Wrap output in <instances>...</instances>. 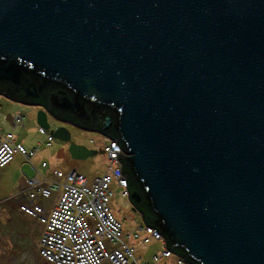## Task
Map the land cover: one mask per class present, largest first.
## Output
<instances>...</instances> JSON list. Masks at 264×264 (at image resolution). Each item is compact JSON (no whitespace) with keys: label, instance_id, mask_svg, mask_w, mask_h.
Returning <instances> with one entry per match:
<instances>
[{"label":"water","instance_id":"obj_1","mask_svg":"<svg viewBox=\"0 0 264 264\" xmlns=\"http://www.w3.org/2000/svg\"><path fill=\"white\" fill-rule=\"evenodd\" d=\"M5 84L54 90L37 125L73 160L93 152L47 114L113 129L169 250L264 264V0H0Z\"/></svg>","mask_w":264,"mask_h":264},{"label":"built area","instance_id":"obj_2","mask_svg":"<svg viewBox=\"0 0 264 264\" xmlns=\"http://www.w3.org/2000/svg\"><path fill=\"white\" fill-rule=\"evenodd\" d=\"M20 122L19 119L16 121ZM46 147L53 138L42 128ZM106 160V169L101 176L87 179L84 175L59 171L46 184L27 179L17 211L32 218L40 226L38 255L46 264H185V260L169 250L163 236L155 228L142 225L130 234H125L121 221L111 209L114 186L119 194L128 198L125 177L119 168L117 155L124 153L114 139H106L101 147ZM35 154L13 141L12 135L0 138V169L8 166L16 155L28 160ZM45 167V163L42 164ZM57 197L46 210L39 202ZM127 240L140 244L161 242L164 248L149 262L142 263L135 256V249Z\"/></svg>","mask_w":264,"mask_h":264},{"label":"rangeland","instance_id":"obj_3","mask_svg":"<svg viewBox=\"0 0 264 264\" xmlns=\"http://www.w3.org/2000/svg\"><path fill=\"white\" fill-rule=\"evenodd\" d=\"M59 127H64L68 131L72 144L87 148L93 155L86 160H73L68 152L69 144L53 139L51 148L44 147L45 158L50 155L53 157L52 161L46 159L48 166L58 167L63 173L73 171L82 174L88 180L104 174L106 160L101 152L104 138L99 133L80 130L68 124ZM62 154L64 158L61 157ZM30 171L34 173L31 168ZM118 193L114 197L115 207L119 209L118 220L125 223L128 228L141 223L140 214L133 209L127 199L119 198ZM13 210L6 202L0 203V264H46L37 251L39 234L35 232L34 225V222L36 224L37 222L32 218L20 216L21 214L18 215ZM127 243L135 248V256L141 258L142 263L148 262L163 247L160 242L138 245L135 241L127 240Z\"/></svg>","mask_w":264,"mask_h":264},{"label":"crops","instance_id":"obj_4","mask_svg":"<svg viewBox=\"0 0 264 264\" xmlns=\"http://www.w3.org/2000/svg\"><path fill=\"white\" fill-rule=\"evenodd\" d=\"M41 111H42V106L26 105L8 99L4 95H0V138L2 139L7 135H12L14 143L22 145L27 150L35 151L34 156L28 160L24 159L19 155H16L14 160L8 166H6L3 169H0V203L6 202V204H9L14 209L13 211L16 212V214L18 215H20V213L17 211V206L15 201L22 199V195L26 189L25 182L27 179H33L40 184L42 183L46 184L47 182H50L53 179L54 171L62 172L59 170L58 167L48 166L47 164L46 159L51 160L53 159V157H51L50 155L48 158H45V153H44V147L46 146L45 137L40 135L39 133L40 127L37 125V115ZM17 119L20 120L19 123L16 122ZM47 122L50 126V130H53L61 125H64L58 123L52 116H50V114H47ZM105 140L106 138H104L102 145H104ZM52 146L53 145L51 143V146L49 148H51ZM61 157L64 158L63 154L61 155ZM43 163H45L46 165L45 167L42 166ZM30 168L34 171V173H31ZM113 190H114V194L112 196L110 205L113 213L115 214L117 219H119V216H117V212L119 209H117L114 204V197L118 193V190L115 186ZM118 196L119 198L128 200V198L122 197L119 193ZM56 199L57 197L55 196L48 200H40L39 203L46 210H49L56 202ZM121 223L125 234H130L135 230L139 229L143 225L142 219H141V223L139 224L136 223L131 228H128L125 225V223H123L122 221ZM34 225L36 227L35 232L39 234L40 226H38L35 222ZM135 242L138 245H142L140 244L139 241H135ZM161 244L163 246V243ZM163 248L164 246L162 247V249ZM161 251H159L158 253H160ZM168 263L172 264L173 259H170Z\"/></svg>","mask_w":264,"mask_h":264},{"label":"trees","instance_id":"obj_5","mask_svg":"<svg viewBox=\"0 0 264 264\" xmlns=\"http://www.w3.org/2000/svg\"><path fill=\"white\" fill-rule=\"evenodd\" d=\"M9 85L5 84V85H0V94L4 95L6 98L11 99L13 101L19 102V103H23L26 105H35V106H42V107H46L49 108L48 106V98L50 96L51 93L54 92V90L48 88L46 91L43 92V94H41V96L37 97V98H24L23 96V91L20 90V92H18L16 95H12V94H8L6 93V89H10V91H12V87H10ZM50 113L53 116H57L60 117L61 119L67 121L68 123L72 124V125H78L81 126V122H79L78 120H76L73 117H70L66 114L62 115L60 113H58L57 111H54L52 109H49ZM107 116H109L112 121H114V116L111 114H107ZM84 128L85 129H90V130H95L97 132H99L102 128V120L101 119H97L96 124L92 125V120L90 119V121L88 123H84ZM107 137H109L110 139H114V140H118V137L116 135V133L113 131V129H110L109 131L106 132L105 134ZM121 168L122 171L124 173V175H126V179H127V191H128V200L130 198V196L132 194H134L136 196V194H140L139 188L138 186L135 184L134 182V178L132 177V175L130 174L128 168L125 166L124 161L121 160ZM16 206L19 203V200H16ZM131 206L141 215V219L144 225L149 226V227H153V220H154V215L151 212V210L144 205V203L142 201H140L139 203L137 202H132L130 201ZM156 229V228H155ZM166 244V243H165ZM167 247V246H166ZM168 248V247H167ZM174 254L178 255L179 257L183 258L185 260V263L188 264H193L190 263L189 261H187L184 256L183 253L179 250H171Z\"/></svg>","mask_w":264,"mask_h":264},{"label":"bare ground","instance_id":"obj_6","mask_svg":"<svg viewBox=\"0 0 264 264\" xmlns=\"http://www.w3.org/2000/svg\"><path fill=\"white\" fill-rule=\"evenodd\" d=\"M107 139V138H106ZM166 245V244H165Z\"/></svg>","mask_w":264,"mask_h":264}]
</instances>
